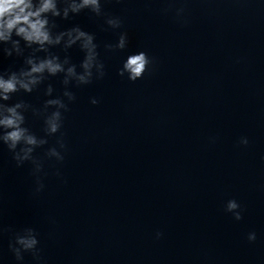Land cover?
<instances>
[{
    "label": "clouds",
    "instance_id": "1",
    "mask_svg": "<svg viewBox=\"0 0 264 264\" xmlns=\"http://www.w3.org/2000/svg\"><path fill=\"white\" fill-rule=\"evenodd\" d=\"M176 0H168L169 7L162 9L163 13L173 11L171 5ZM88 10L93 17H104V23L111 29L122 28L123 21L119 16L107 15L102 7L101 0H0V55L3 57H22L23 66L13 70H0V144L5 145L12 154L17 167L26 162L31 164V175L34 177L33 195L38 196L45 189L44 178L45 160L55 161L57 164L64 161L67 144L63 133L57 136L54 146L44 152L43 158L34 155L36 149L49 143L48 137L56 136L63 127V113L69 111V104L76 100V95L69 90L75 82L76 86L88 85L93 80H102L105 75V65L100 59L95 36L84 31L79 25L66 30L56 31L59 25L56 19L68 20L70 16L79 15ZM175 19L180 23H187L186 9H174ZM23 42V43H22ZM78 45L84 53L77 71V65L71 62L68 55L61 59L60 55L50 52L51 48L62 46L67 53L68 49ZM128 45L127 32H120L115 43H106L104 48L108 52L123 51ZM26 50L28 51L27 54ZM46 53L43 57L37 53ZM154 59L144 51L127 56L117 74L135 82L150 72ZM63 74L62 95L46 99L41 107L17 100L9 104L16 93H32L48 77ZM54 88L48 84L44 95L52 97ZM92 105H98L96 97L90 99ZM31 112L35 117H43V136H37L26 125V113ZM246 137H241L239 143L248 144ZM56 175L61 177L57 170ZM225 210L232 214L237 221L243 218L241 205L234 199L227 201ZM12 233L8 241V251L14 257L16 264H24L25 254H30L36 264H43L42 249L38 239V232L33 227H24L13 232L11 228L0 225V235ZM159 239L163 233L157 232ZM247 239L256 240V233H248Z\"/></svg>",
    "mask_w": 264,
    "mask_h": 264
}]
</instances>
